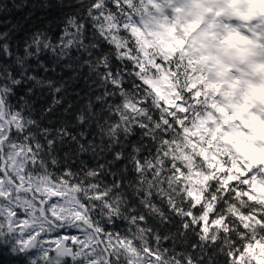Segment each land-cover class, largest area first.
Segmentation results:
<instances>
[{
    "label": "trees",
    "instance_id": "obj_1",
    "mask_svg": "<svg viewBox=\"0 0 264 264\" xmlns=\"http://www.w3.org/2000/svg\"><path fill=\"white\" fill-rule=\"evenodd\" d=\"M98 3L100 7H94ZM131 12L124 0H0V99L7 118L15 115L19 121V127L11 123L8 142L21 141L26 152L31 150L26 168L31 178L47 177L69 189L78 185L81 191L74 194L87 203L91 221L102 234L132 239L138 249L148 247L169 261L191 258L193 264H231L227 253L232 243L240 247V237L221 232L215 244L199 240V227L177 215L160 193L163 189L171 195L167 178L175 174L173 164L187 173L181 161L164 155L170 152L164 142L181 140L182 126L162 111H176L163 100L155 107L147 96L151 88L137 75L138 61L123 55L143 59L130 31L123 29L125 14ZM102 13L112 14L121 26L114 34L127 45L119 53L104 28ZM155 60L166 72L176 71L174 64ZM155 73L149 65V74ZM126 102L140 111L126 109ZM183 116L177 113V118ZM93 193L106 195L86 200ZM173 199L178 207L191 208L187 199ZM224 203L218 202L214 215L224 213ZM191 210L196 215L202 211L199 206ZM186 220L187 229L182 227ZM0 244H8L2 234ZM116 258L113 264L126 263ZM3 259L0 256V264Z\"/></svg>",
    "mask_w": 264,
    "mask_h": 264
},
{
    "label": "snow or ice",
    "instance_id": "obj_2",
    "mask_svg": "<svg viewBox=\"0 0 264 264\" xmlns=\"http://www.w3.org/2000/svg\"><path fill=\"white\" fill-rule=\"evenodd\" d=\"M124 3L132 12L125 14L126 22L123 24V29L130 31L135 43L139 46V52L143 54V59L139 60L137 56L127 52L123 55L130 60L138 61L137 67L140 68V72L137 75L145 85L151 88V92L156 97L154 103L159 106V101L163 100L165 104L174 108L175 112L167 108L162 111L173 117L176 124L182 126V139L165 141V145L170 147V152H165L164 155H171L173 161H181L187 168V173L173 164L175 174L167 178L171 195L160 189L161 195L167 197L169 207L177 215L189 218L193 227H199V240L215 244L221 232L225 235L235 232L240 237L238 241L240 247L237 248L235 243L231 244L227 253L231 264H264V197L252 194L256 191L255 187H251L249 191H243L242 188L232 184L235 181L238 185H253L257 179L252 175L254 168L237 165L230 152L227 161L219 159L225 147L221 143L222 135L216 133L223 134L225 127L222 126L223 120L219 115L223 111V106L218 105L215 97L221 90L218 84L213 87L206 82L203 74L194 67V64L198 63L192 56L196 48L195 40L187 31H184L182 35L176 36L175 46L169 42L161 48L160 57L170 65L173 64L176 54H179V62L174 64L175 72H166L154 57L144 51L145 48L151 47L145 36L159 35L149 30V23L145 17L155 20L157 13H163L164 19L167 20L169 10L179 11V9L171 8L174 0H139V4L134 3V0H124ZM94 7L98 8L100 4ZM133 13L138 19L134 18ZM101 15L105 21L104 28L109 32L112 43L117 49L125 48L127 41L114 34V30L118 31L121 27L116 17L112 14L102 13ZM161 27L166 26L161 25ZM169 32L176 33V27L172 26ZM186 57V68L181 72V69L185 67ZM149 65L156 69V73H159L158 79L148 75ZM181 75L184 77L183 85L179 79ZM124 107L132 112L140 111L129 102H126ZM177 113H183L184 116L177 118ZM3 118V102L0 101V120ZM8 123H15L16 127H19V121L15 115ZM163 124L169 125V121L163 119ZM4 140V132L0 131V144ZM172 144L175 147H171ZM10 148L8 159L13 167L11 173L5 168L6 175L4 179H0V234H6L5 239L10 238L9 244H0V256L4 258L3 264H31L28 257L34 256L37 250L41 253L43 264H59L61 257L73 260L83 257L87 264H110L111 254L117 251H122L129 257L127 264H143L142 257H148L149 264H193L191 258L183 261L179 259L169 261L148 247L138 249L134 246L132 239L119 234H102L101 229L91 221L87 203L74 195L81 191L78 185H71L70 191H65L63 185L44 188L43 194L62 197L64 203L54 201L45 203L41 199L43 206L37 207L35 195L29 198L28 193L31 188L41 191L40 185L47 183V177L41 178L40 182L31 181L28 187H23L22 183H15L17 178L21 182L24 181L21 170L26 168L28 158L27 154L22 156L16 151V145H10ZM27 152L31 150L27 148ZM2 156L3 152L0 151V157ZM197 157L203 161L201 166L195 163ZM34 160L32 156L31 163H34ZM156 163L161 164V160L157 159ZM151 167L150 164L149 168ZM137 170L140 171L139 164ZM160 174L158 169L156 176L159 177ZM249 176H252V179H249ZM105 195L106 193H93L90 196L86 195L85 198L86 200H102ZM173 197L187 199L191 208L186 211L178 207ZM245 197L253 202V207L245 205ZM221 200L225 202L224 213L216 216L214 214L217 211V204ZM234 201H239V205ZM256 205L259 206L258 209ZM197 206L202 209L199 215L191 210ZM105 207L110 208V205L105 204ZM245 207L251 211L244 212L242 209ZM256 213L260 214L259 219ZM65 219L72 221L73 228L81 231L83 238L76 235L60 237L59 231L65 229L61 226ZM140 219L143 220V217ZM229 220L232 221L231 224ZM182 227L185 229L189 227L187 220ZM241 227L246 231H240ZM52 233L58 238L46 242L45 237ZM69 239L72 245L66 243ZM101 244H104L103 249L100 248ZM104 253H107L108 258H104Z\"/></svg>",
    "mask_w": 264,
    "mask_h": 264
},
{
    "label": "clouds",
    "instance_id": "obj_3",
    "mask_svg": "<svg viewBox=\"0 0 264 264\" xmlns=\"http://www.w3.org/2000/svg\"><path fill=\"white\" fill-rule=\"evenodd\" d=\"M171 8L179 11L169 10L167 20L163 13H157L155 20L145 17L149 30L159 35L145 36L151 47L144 51L154 58L160 57L164 44L171 42L175 46L176 36L187 31L196 42L192 56L198 63L194 67L203 74L206 82L213 87L220 86L221 100L234 99L239 112L247 113L249 121L257 129L252 139L264 141V121L260 120V114H264V0H174ZM172 26L177 32L170 34ZM134 47L137 53L142 54L136 43ZM117 51L119 53V49ZM186 60L187 57L181 72L186 68ZM177 62L178 53L172 63ZM148 75L159 78V73ZM179 79L183 85V75ZM147 96L154 103L156 97L151 91ZM154 105L157 107L156 103ZM228 157V152L219 155L222 161H227ZM195 163L201 166L203 161ZM240 165L254 168L252 175L257 177L253 185H243L242 190L249 191L255 187L252 194L264 197V149L259 150L258 158L249 166L244 162ZM248 178L252 179V176ZM248 202L245 199L246 206H254ZM61 226L65 229L74 227L70 219H65Z\"/></svg>",
    "mask_w": 264,
    "mask_h": 264
},
{
    "label": "rangeland",
    "instance_id": "obj_4",
    "mask_svg": "<svg viewBox=\"0 0 264 264\" xmlns=\"http://www.w3.org/2000/svg\"><path fill=\"white\" fill-rule=\"evenodd\" d=\"M219 95L220 94H218L215 97V99ZM164 104H165V102H164ZM165 105H167V104H165ZM218 105L223 106V111L221 113H219V115L221 117V120H223L222 126L225 127L224 133L226 134L228 141L230 142V146H231L232 151L237 156V158L240 159L241 162L245 163V166H249L254 159L258 158L259 150L264 149V141H262L260 139H252V137L257 133V129L249 121V117H248L247 113L239 112V106L236 105V101L234 99L231 101H229L228 99H225V100L219 99ZM233 105H235V107H233ZM167 106L171 107L170 105H167ZM237 113H239V114H237ZM260 120L264 121V114H260ZM217 123H220V121H217ZM229 130H231V131H229ZM0 131H3L4 135H5L6 127H4V124L1 121H0ZM14 143H17V144H14ZM13 144L16 145V151L20 152L22 156L27 154V152L25 150V146L21 141H17V142H13V143L6 141L2 144L3 155H8V153L11 151L10 145H13ZM27 158H28V156H27ZM17 159H20V157H17ZM12 167H13V165L11 164V161L9 160V162L7 163V169L9 170V173H11ZM27 167H28V162H27L26 168ZM26 168L21 170L22 175H24V178H25L24 181H27L29 183L31 181H36V182L41 181V178H43L42 176H41V178H38V177L37 178H31L29 175H27L28 171H26ZM29 168H31L30 165H29ZM0 179H3V176L1 175V173H0ZM15 181H20V179L17 178ZM52 185L60 186V185L56 184L55 182H52V181L47 179V183H41V185H40L41 191H36L35 188H33L34 193L38 194L39 197L44 199L45 194H43V189L51 187ZM53 190H55V189H53ZM65 191H68V190H65ZM54 202H58V203L63 204L64 199H62L60 201H54ZM50 216H51V213H50ZM5 235L6 234H2V236L4 238H5ZM60 237H61V235H60ZM57 238L58 237L54 233H52V234H49L48 236H46L45 240H46V242H51L53 240H56ZM79 238H83V233H81L79 235ZM5 241L9 244L10 238L5 239ZM70 242L72 244L71 240H70ZM53 247H55V245H53ZM119 254L121 255V257H117V256H119ZM116 257L119 258V260L121 259V262H122V260L124 262H126V264H127L128 259H129V257L122 251L113 252L112 257L110 256V264L112 262V259L116 258ZM79 258L82 259L84 264H87V261L85 260V258H83V257H79ZM28 260L31 262V264H35L38 261L39 262L41 261L43 264L42 256H41V253L39 250L36 251V254L34 256H29ZM62 260L66 261L64 259V257H61V258H59V264H64ZM142 262H143V264H149V258L148 257H142Z\"/></svg>",
    "mask_w": 264,
    "mask_h": 264
},
{
    "label": "water",
    "instance_id": "obj_5",
    "mask_svg": "<svg viewBox=\"0 0 264 264\" xmlns=\"http://www.w3.org/2000/svg\"><path fill=\"white\" fill-rule=\"evenodd\" d=\"M0 101H1V100H0ZM3 112H4V118H3L2 120H0V121H1L2 123H4V124H5V127H6L5 140H4V142H6L7 139H8V137H9V134H10V128H11V127H10V124L8 123V121L6 120V114H5L4 104H3ZM4 142H3V143H4ZM3 143H2V144H3ZM2 144H0V151L3 152ZM0 161H1L0 172H1V174L3 175V177H5V175H6V173H5L6 162H5L4 158H3V156L0 157ZM23 187H24V186H23ZM28 195H29L30 197L32 196V188L29 190ZM37 202H38V204H39L40 207L43 206V205L41 204L40 201L37 200ZM66 243H67V241H66ZM100 248H101V249L104 248L103 244L100 245ZM104 255H105V258H108V257H107V253H104Z\"/></svg>",
    "mask_w": 264,
    "mask_h": 264
},
{
    "label": "flooded vegetation",
    "instance_id": "obj_6",
    "mask_svg": "<svg viewBox=\"0 0 264 264\" xmlns=\"http://www.w3.org/2000/svg\"><path fill=\"white\" fill-rule=\"evenodd\" d=\"M82 232L81 231H78V230H74V231H62L59 233V235H61V237L64 235H68V236H71V235H76L77 237H79V235L81 234ZM69 245H72L71 242L68 243Z\"/></svg>",
    "mask_w": 264,
    "mask_h": 264
}]
</instances>
